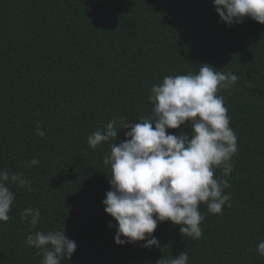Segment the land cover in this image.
I'll return each instance as SVG.
<instances>
[{
	"label": "trees",
	"instance_id": "1",
	"mask_svg": "<svg viewBox=\"0 0 264 264\" xmlns=\"http://www.w3.org/2000/svg\"><path fill=\"white\" fill-rule=\"evenodd\" d=\"M238 76L225 97L238 151L226 179L231 207L212 214L200 203L202 236L193 241L158 222L159 246L118 245L116 221L102 201L113 141L87 137L113 118L151 115L150 89L166 76L198 74L203 64ZM45 136L37 135V126ZM154 127V126H153ZM121 129L114 141L125 139ZM192 135L190 125L166 134ZM36 158L39 165L28 167ZM15 199L0 222V264H42L34 231H62L77 244L60 264H156L181 252L188 264H264V24L246 17L227 27L213 0H0V169ZM32 207L41 212L33 227ZM113 227H109V222ZM124 239V237H121Z\"/></svg>",
	"mask_w": 264,
	"mask_h": 264
},
{
	"label": "clouds",
	"instance_id": "2",
	"mask_svg": "<svg viewBox=\"0 0 264 264\" xmlns=\"http://www.w3.org/2000/svg\"><path fill=\"white\" fill-rule=\"evenodd\" d=\"M213 6L227 27L242 23L246 17L264 24V0H213ZM237 80L232 72L216 71L207 63L198 74L166 76L150 89L151 115L138 118L137 123L113 118L103 131L87 137L93 149L113 141L110 154L103 159L105 165L111 166V187L102 204L117 222L116 244L144 241L145 248L159 246L153 233L158 222L164 221L179 225L182 236L195 241L202 236L200 224L204 216L199 211L200 203H206L212 214H221L226 203L231 207L230 195L224 193L230 185L226 179L215 178L214 170L219 167L223 176H228L233 170L231 159L238 151L225 97L218 95ZM186 122L191 126V136L166 134V129H179ZM121 129L127 131L117 145L114 141ZM45 134L38 125L37 135ZM33 165H39V160L33 158L27 166ZM9 182L30 188V182L19 174L10 173L6 167L0 169V222L9 221L15 199ZM29 214L35 227L41 212L28 207L23 216L27 218ZM108 226L113 227L111 221ZM26 242L41 250L42 264H60L62 258L70 259L77 249L64 229L34 231ZM257 252L264 256V241L258 243ZM156 264H188V254L183 251L170 261L162 257Z\"/></svg>",
	"mask_w": 264,
	"mask_h": 264
}]
</instances>
